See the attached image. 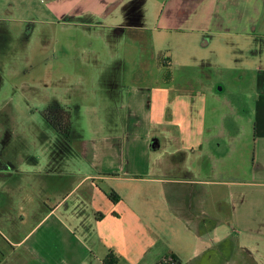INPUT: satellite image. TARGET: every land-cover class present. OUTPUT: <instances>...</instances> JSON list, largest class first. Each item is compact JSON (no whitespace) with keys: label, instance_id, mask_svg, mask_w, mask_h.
<instances>
[{"label":"crops","instance_id":"crops-1","mask_svg":"<svg viewBox=\"0 0 264 264\" xmlns=\"http://www.w3.org/2000/svg\"><path fill=\"white\" fill-rule=\"evenodd\" d=\"M158 1L165 6L170 0ZM183 1L172 25L161 29L174 30L182 20L181 30L208 44L215 17L221 12L231 19L226 3L234 0ZM132 2L113 6L114 12L126 11L119 22L123 29ZM95 3L75 0L67 13L78 17L87 9L94 15ZM140 6L154 7L148 0ZM240 15L246 24L239 35L255 39L248 55L256 58L263 48L256 41L264 38V0ZM158 44L161 51L174 49L163 39ZM158 61L145 68L155 80L142 74L143 85H129L115 112L102 116L115 121V129L70 142L72 133L60 150L62 160L52 154L44 190L52 200L55 193L62 199L30 211L34 224L24 238L9 243L14 252L29 249L32 264H264V80L255 86L253 105L243 93L238 96L239 109L255 120L253 164L249 178H242L228 163L230 130L222 126L229 111L215 106L224 84L182 85L171 79L172 64ZM258 63L264 72L261 59ZM215 120L222 126L214 129ZM43 225L62 238L56 258L28 242Z\"/></svg>","mask_w":264,"mask_h":264},{"label":"rangeland","instance_id":"rangeland-1","mask_svg":"<svg viewBox=\"0 0 264 264\" xmlns=\"http://www.w3.org/2000/svg\"><path fill=\"white\" fill-rule=\"evenodd\" d=\"M73 1L0 0V213L5 210L0 229L9 236L0 234V261L4 255L8 258L1 264H32L35 258L29 249L21 247L14 252L9 243L30 232L34 224L31 210L46 209V204L55 205L62 199L55 193L57 199L52 200L44 190L52 154L60 162L62 145L69 143L47 123L48 105L58 102L70 108V142L109 133L116 128L111 126L115 121L102 116L115 112L129 85H143L147 78L142 81V74L150 75V82L155 80V73L145 68L160 63L158 60L172 64L171 79L182 85L224 84L225 91L219 96L221 100L215 99V106L228 110V119L223 126L213 121L214 129L221 125L230 130L231 169L249 178L253 164L255 120L248 111L239 109L238 96L243 93L253 105L255 86L264 80L258 63L261 59L264 64V38L256 41L263 44L262 53L256 58L248 55L255 39L239 35L246 24L240 14L245 9L253 12L262 0L227 2L231 19L221 12L215 17V33L208 44L200 39L194 42L199 36L181 30L185 26L182 20L174 30L161 29L172 25L179 13L176 6L183 0H170L165 6L148 0L154 5L152 9L141 8L144 0H133L126 8L131 20L124 29L119 22L126 15L125 9H113L121 0H95L98 3L92 7L96 14L85 9L78 17L67 13ZM185 6L182 9L188 15ZM143 10L148 12L147 18H142ZM165 10L166 19H160ZM158 39L168 41L174 49L161 51ZM241 48L246 49L244 55ZM29 169L31 173L23 172ZM61 240L59 233L43 225L28 242L37 243L45 255L56 258V243Z\"/></svg>","mask_w":264,"mask_h":264},{"label":"trees","instance_id":"trees-1","mask_svg":"<svg viewBox=\"0 0 264 264\" xmlns=\"http://www.w3.org/2000/svg\"><path fill=\"white\" fill-rule=\"evenodd\" d=\"M45 118L64 139H70L72 135V112L70 108L59 104L51 103L46 108Z\"/></svg>","mask_w":264,"mask_h":264}]
</instances>
